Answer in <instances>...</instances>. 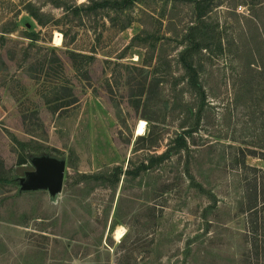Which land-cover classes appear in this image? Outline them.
Here are the masks:
<instances>
[{"label": "rangeland", "instance_id": "obj_1", "mask_svg": "<svg viewBox=\"0 0 264 264\" xmlns=\"http://www.w3.org/2000/svg\"><path fill=\"white\" fill-rule=\"evenodd\" d=\"M87 1L0 0V174L13 180L0 182V264H264V203L252 217L239 211L244 173L235 163L239 150L255 152L247 164L264 170V43L252 21L264 0H136L119 11H75ZM51 47L66 70L49 80L45 69L33 80ZM69 49L94 58L75 71ZM186 66L198 73L203 104ZM60 83L73 84L78 102L52 113L48 105L63 100L53 90ZM186 89L189 155L111 187L83 178L162 153ZM36 109L42 124L24 123V112ZM141 119L147 125L138 134ZM150 129L149 141L139 139ZM19 140L38 147L30 156L66 160L56 197L20 190L18 178L33 165L17 164ZM208 190L217 206L206 220Z\"/></svg>", "mask_w": 264, "mask_h": 264}, {"label": "trees", "instance_id": "obj_2", "mask_svg": "<svg viewBox=\"0 0 264 264\" xmlns=\"http://www.w3.org/2000/svg\"><path fill=\"white\" fill-rule=\"evenodd\" d=\"M136 0H88L85 3H81L80 5L75 6V11L79 12L80 10L88 9L90 11L96 10L98 8H109L113 10H124V9H129L135 4ZM262 5L257 7V9H254L255 11L252 13V21L256 23L254 25L255 30L257 31L256 34L259 35V40L258 43L263 44L264 43V16H263V10H264V1L261 2ZM28 11L35 17L37 15L34 13V11L30 8H28ZM263 11V12H262ZM38 18V17H37ZM38 20H40L38 18ZM255 33H252V37L255 38ZM38 33H31L29 38H31L32 41H37L38 40ZM137 37H134L133 39L136 40ZM258 38V37H257ZM261 40V41H260ZM262 47H258L257 51L259 52ZM68 53L74 62V68L75 71L79 70V63H91L92 59L94 58L93 55H89L83 52H79L76 50H68ZM256 53V52H255ZM254 53V54H255ZM187 53L183 52L182 53V58L184 61L187 59ZM260 52L258 53V56L260 57ZM47 57H50L49 60ZM186 65V64H185ZM37 70L33 72L30 77L33 80L40 79V76L43 72V70H46V75L49 76V80L51 78H56L60 75L63 74V72L66 70V66L64 64V61L62 60L61 54L59 49L56 47H51V53L50 55H44L42 59L37 63L36 65ZM187 67V66H186ZM190 69V72H192V76L190 77L191 82L190 85L195 86L194 88L197 90V92L202 94L203 101L202 104L204 103L206 99V93L205 90H203L201 87L197 88V83H198V73L196 70L191 69V67H187V70ZM189 79V80H190ZM69 83V82H68ZM71 84V83H70ZM191 88V87H190ZM192 89V88H191ZM53 90L56 93H62L63 100L58 101L56 103H52L48 105L49 110L52 113H60L63 110H68L72 106H74L77 102V96L75 94V91L73 90V84L72 85H64L63 83H60V85L53 87ZM145 86H142L141 91H144ZM193 90V89H192ZM190 91V89H186L185 91L183 90L182 93V101L181 102V110H182V119L180 120V123L177 125V131L175 132V136L170 140L169 144L167 145V148L162 152V153H152L149 154L148 156L150 157L149 160L144 159L142 160L139 165L137 166H132V164H129L126 169H124L123 166H116L113 169H108L103 172H97L93 175H86L83 173V178H87L90 176L95 177V180L102 182L100 185L104 187H111V185H114L115 183H118L121 179L122 176H125L126 180L130 178L133 175H139L141 173H144L151 168L155 164H158L161 161H165L173 156V154H179L180 157H184L186 153L189 155V153L193 150L191 149V144L194 145V143H191L189 141L188 135H191L193 133V123L192 119L190 116V108H191V102L187 101L184 98L185 93ZM66 98V99H64ZM23 120L24 123H28L29 121L32 120H38L40 124H42V121L39 118V111L36 109L32 111L31 113H28L27 111L24 112L23 114ZM145 120V119H144ZM148 124H150L152 121L148 119ZM30 124V123H29ZM152 129L149 130L148 134L144 135H139V139H145V140H150L152 133ZM16 142V150L18 152V160L17 164H25L30 159L35 156L32 155L30 156V153L32 151H37L39 150L38 147L32 146L30 142H22V141H15ZM262 149H264V144L260 145ZM20 153V154H19ZM238 155H240V158H242V162H239L240 159L239 157H235V163L239 164V167L236 168V173L237 175H241V172L244 173L243 181H244V191H243V197L240 198L239 200V211L242 213H247L249 215L254 216V213L257 212L258 206L261 203H264V170L262 168L252 166L247 164V156L248 155H253L256 156L258 154L254 153H249V152H244V150H239ZM261 157L264 158V153L261 155ZM13 180L11 179V176L7 175H2L0 174V182L3 184L11 183ZM195 184L198 187V190L201 192H206L204 186H202L200 183H198L194 180ZM207 194H209L211 200H213V203L208 204L207 207L205 208V211H203V215L201 217L203 219L207 220V212L210 211L211 209L215 208L217 206V202L213 199V194L208 190ZM210 200V201H211ZM216 218L219 217V214L215 216ZM256 219L254 218L253 220L256 221V224L254 225L255 228L258 230L260 227V220L259 216H255ZM115 218H119V209L117 210L115 214ZM258 219V220H257ZM214 220V219H213ZM217 222H222L220 220H215ZM214 221V222H215ZM216 222V223H217ZM212 223V221L210 222ZM258 241V240H257ZM260 246V244H259Z\"/></svg>", "mask_w": 264, "mask_h": 264}, {"label": "water", "instance_id": "obj_3", "mask_svg": "<svg viewBox=\"0 0 264 264\" xmlns=\"http://www.w3.org/2000/svg\"><path fill=\"white\" fill-rule=\"evenodd\" d=\"M33 167L19 177L21 191L48 190L56 197L63 189L67 162L50 155H35L30 159Z\"/></svg>", "mask_w": 264, "mask_h": 264}, {"label": "bare ground", "instance_id": "obj_4", "mask_svg": "<svg viewBox=\"0 0 264 264\" xmlns=\"http://www.w3.org/2000/svg\"><path fill=\"white\" fill-rule=\"evenodd\" d=\"M61 41H62V34L58 32L57 35H56V43L60 44ZM146 125H147L146 121L144 119H141L138 122L137 133L138 134H143L145 132Z\"/></svg>", "mask_w": 264, "mask_h": 264}]
</instances>
